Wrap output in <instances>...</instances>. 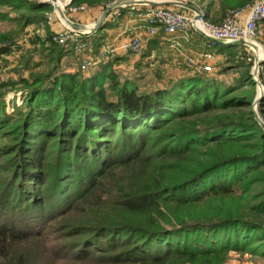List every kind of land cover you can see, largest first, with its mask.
Returning <instances> with one entry per match:
<instances>
[{"label": "trees", "instance_id": "1", "mask_svg": "<svg viewBox=\"0 0 264 264\" xmlns=\"http://www.w3.org/2000/svg\"><path fill=\"white\" fill-rule=\"evenodd\" d=\"M221 3L225 16L234 9L232 0ZM4 7L25 12L18 32L0 33V61L51 6L0 0V20L11 19ZM33 42L51 68L0 81L4 264L70 257L79 264H224L230 251L264 257V126L254 108L238 110L252 106L254 94L229 96L233 86L187 71L143 85L144 74L114 69L117 58L86 76L62 67L71 46L49 36ZM239 46L214 42L211 50L230 61ZM249 64L240 82L256 87ZM260 78L264 86V64ZM7 87L23 93V109L14 101L9 113ZM259 105L264 118V95Z\"/></svg>", "mask_w": 264, "mask_h": 264}, {"label": "rangeland", "instance_id": "2", "mask_svg": "<svg viewBox=\"0 0 264 264\" xmlns=\"http://www.w3.org/2000/svg\"><path fill=\"white\" fill-rule=\"evenodd\" d=\"M34 1V0H33ZM107 1V0H106ZM121 0H109L104 5L94 6L91 7L87 3H84L82 5H77L80 7H85L88 10H80L77 13H71L70 11H65L66 16L71 19L72 21L78 22L80 19L82 22H79L81 24L86 25V27H92L90 25L95 24L104 13L106 7L110 4H113L115 2H119ZM189 3H192L197 6L198 3L202 4L201 0H187ZM41 3V2H40ZM49 9L44 11V21L40 23H31L27 25L18 35L15 37V45L11 47V51L7 54H4L3 57H1L3 60L0 61V64L2 65V68L0 70V81H6L9 79L18 80L21 75L26 76L30 71H42V70H48L51 68L50 64L47 62L48 58L45 54V51L41 47L40 44L34 43L33 41L37 37H41L42 40L47 39L49 36V39L53 42V37L56 34V32H59L60 30L66 29V26H68L65 22V20L60 16V13L58 10H56L52 5H50ZM6 11H10V17L11 19L6 20H0V33H8V32H18L20 27V22L16 20L19 15H21L24 10L21 11H15L11 8L4 7L3 8ZM116 9L112 10L109 14V16L112 14L114 15V11ZM28 14V13H27ZM120 16V15H117ZM209 20V18H207ZM210 21V20H209ZM212 22V21H211ZM21 30V29H20ZM50 34V35H49ZM94 32H91L90 37L87 38V34H85L84 38L86 42H89L88 46L85 47V50L82 52L84 54H92V48L94 50V45L98 47L99 50L101 43L96 42L93 37ZM200 34H198L197 31L194 29L189 30L185 34H181L177 40H179L182 44L185 43V45L180 46V51H177L176 53V59L175 62H178V64L175 67H165L163 57H156L155 61H153L152 65H143L141 67L138 66L139 62L137 60H134V57L129 59L127 62H116L114 64V69L121 74L123 77H134L138 74H144V77L141 79V82L143 85H150L152 87H156L159 85L165 84L167 82L168 78L171 77H179L183 74H190V75H209L212 77H216L219 81H221L225 86H233L234 90L230 93L229 96H243V95H252L254 94L257 98L259 94V87L258 82H256V87L252 84L247 85H241L240 82V75L250 66L249 63H252L251 73L254 72L255 68V57L250 49V47H244L237 51L236 55L232 56L230 61L226 59L224 56L223 60L217 62V53L213 52L211 50L212 47H207L203 45L201 47V41L199 40ZM100 41V39H99ZM99 43V45H98ZM195 43V44H194ZM51 44V43H48ZM58 44V43H57ZM145 47L143 48L141 54H135V56H141L146 51L147 41H145ZM192 44V45H191ZM60 46H64L61 44H58ZM72 47L73 50L68 51L69 58H66V56L63 58L61 64L62 67H68V62H73L75 65L70 66V68H74L75 71H82L83 74H86V76L90 75L99 65H101L106 59V57L112 56L114 59L117 58V56H120L116 51V45L110 44V45H104L106 49V57L101 60V62L97 63L96 65L87 67L86 69L83 68L80 60V54L75 52V45L74 43L70 42L68 44ZM264 44H262L261 38H258V50L257 55L261 57V52ZM67 46V45H65ZM91 48V50H87ZM210 50V52L213 54V58L208 60V63H211L213 66L212 71L209 72H194L193 67L186 66V61L188 62L189 59H202V56ZM96 52V51H94ZM132 53V52H129ZM97 54V53H96ZM95 54V55H96ZM263 54V52H262ZM162 56H165L164 54H161ZM174 55L170 54L168 56L169 63L172 64L174 61ZM28 59V62H26V59ZM144 58V55L141 57ZM140 58V59H141ZM263 58V57H261ZM70 60V61H69ZM151 60V59H150ZM158 61V62H157ZM160 61V62H159ZM40 65H38V64ZM186 67V68H185ZM258 68V72L263 69V65ZM69 69V68H67ZM140 69V70H139ZM183 70V72L179 73V70ZM187 69V70H186ZM224 69V70H223ZM223 70V71H222ZM188 73H187V72ZM222 71V72H219ZM141 72V73H140ZM241 73V74H240ZM157 74H160V76L163 77L164 80H159L157 77ZM253 76V74H252ZM258 81L261 82L260 73L256 74ZM262 83V82H261ZM4 91H6L7 96V108L9 113H13L15 108L13 103L14 101L17 104V110L23 109L24 104V95L21 91H16L14 89H11L9 87L5 88ZM251 108H254L255 115L259 113V115L263 118L262 112H260V105L255 103L250 107H242L238 110L248 113ZM257 117V116H256ZM264 119V118H263ZM230 202V199H228ZM74 217H69L70 220H73L76 218V215H73ZM77 219V218H76ZM62 220V219H61ZM70 241L76 240L75 237H71L68 239ZM24 248H22V245H17V251L16 253L19 254L23 252ZM15 253V254H16ZM5 261H2L0 259V264H4ZM38 262V261H37ZM59 264H79L74 263L76 262L71 257L68 260L65 261H57ZM80 264H88L86 261L84 263ZM191 264V263H189ZM224 264H264V257L260 255H252L248 252H238V251H230L227 261Z\"/></svg>", "mask_w": 264, "mask_h": 264}, {"label": "built area", "instance_id": "3", "mask_svg": "<svg viewBox=\"0 0 264 264\" xmlns=\"http://www.w3.org/2000/svg\"><path fill=\"white\" fill-rule=\"evenodd\" d=\"M54 4H58L64 8V11H70L71 13H77L80 10L87 11L85 7H80L72 4L73 0H46ZM140 3L124 4L113 12L115 16L121 15V10L123 8H128L131 15H137V17L142 18L145 21L143 26V31L149 37H155L160 32H164L167 35H181L185 34L191 29H194L198 33L200 31L204 32L207 36L220 40V41H236L241 39H246L255 42L258 45V38L260 35V27L264 23V0H258L253 5H251L247 10V16L242 19V13L244 9H232L225 18L220 23H213L209 21L206 14L201 10L200 14L193 12L187 8L183 10L174 9L170 6L157 4L150 5L147 1L164 2V1H183L187 0H133ZM40 2V1H39ZM54 7V6H53ZM181 7V6H180ZM56 9V8H55ZM57 10V9H56ZM87 34L91 32H79L71 28L69 25L66 29L56 32L53 37V41L61 44L67 45L72 42L75 45V52L81 53L80 60L83 68H87L97 63L101 62L103 55H92L82 53L85 47L88 46L89 42L83 39ZM83 37V38H82ZM208 44L211 47L214 41ZM144 36L141 32H137L126 39H124L120 44V50L123 52H132L135 54H141L143 48L145 47ZM246 47H250L245 45ZM264 47V45H263ZM251 51L255 57L257 56V51L251 48ZM91 48L89 47V49ZM263 54L261 57L264 58V49L262 48ZM260 57V58H261ZM213 58V54L208 50L202 59H189L186 61V66L193 67L194 72H209L212 71L213 66L208 63V60ZM256 67V61L254 64ZM192 69V68H191ZM261 73L259 71L257 74ZM255 80L258 78L253 74Z\"/></svg>", "mask_w": 264, "mask_h": 264}, {"label": "crops", "instance_id": "4", "mask_svg": "<svg viewBox=\"0 0 264 264\" xmlns=\"http://www.w3.org/2000/svg\"><path fill=\"white\" fill-rule=\"evenodd\" d=\"M29 1H33V0H29ZM201 1H202V4L198 3L197 6L200 8V10H203L205 12L207 17H209L210 21H212L213 23H220L224 19L225 14L220 12L222 0H201ZM232 1L234 2L232 8L244 9V12L242 13V19H245L247 16L248 8L251 5H253L255 2H257L258 0H253V1L232 0ZM167 6H170L174 9H180V10L184 9L180 6H175V5H167ZM78 20H79L78 22H82L80 19H78ZM104 24H107L106 27L99 28L93 34L95 41L100 42L101 46H100L99 50L97 49L98 47H96V45H94V50L92 48V51H93L92 53H94V56L96 53H97L96 55H99V54L103 55L102 60L107 55L106 53H104V52H106L104 45H110L113 43V45L117 46L116 47L117 53H120V54H118L120 56H117L118 62H127V61H129V59L134 57V60L136 59L137 62L140 61L139 63H142L143 65H146V64L152 65V63H153V61H155L156 57H163L165 67H169V66L175 67L178 64V62H175V59L177 58L175 55H176L177 51H180V46H183L186 43V42H184V44H182L179 40H177L180 35H167L164 32H160L157 36L152 37V38L147 36L142 29L144 24H145V21L142 18L137 17L136 14L132 16L131 13L129 12L128 8H123L121 10L120 16H112V14H111L110 16H108V18ZM93 25L94 24H92L90 26H93ZM137 32H141L142 35L144 36V40L147 41L146 51L143 54L144 58H141L143 55L135 56L133 53L123 52L122 50H120V47H119L121 42L124 39H126L127 37H129V36H131ZM198 34H200V37H201L199 39L201 41V43H200L201 47H203V45H204V47L205 46L208 47V40L209 39L206 38L205 36H203L201 33H198ZM88 37H90V36H88ZM259 38H261L262 44H264V23L260 27ZM99 39H100V41H99ZM238 45H241V44H238ZM241 46H243V48L244 47L246 48L245 45H241ZM237 49L240 50L242 48H240V46H239ZM94 51H96V52H94ZM161 54H164L165 56H162ZM170 54L174 55V57H173L174 61L172 64L169 63L168 56ZM217 54H218L217 55V62L218 63H219V61L225 59V58H223L225 55L219 54V53H217ZM66 58H69V56L67 55ZM105 59L106 60L104 62L112 60L114 58L112 56L109 57V55H108V57H106ZM68 63H69V64H67L68 67L66 66L65 68L66 69L69 68V69H67L69 71H74L75 67L70 68V66H73L75 64L71 61ZM181 72H183V70H179V73H181Z\"/></svg>", "mask_w": 264, "mask_h": 264}, {"label": "water", "instance_id": "5", "mask_svg": "<svg viewBox=\"0 0 264 264\" xmlns=\"http://www.w3.org/2000/svg\"><path fill=\"white\" fill-rule=\"evenodd\" d=\"M41 3L44 4H48V5H52V3L50 1H46V0H39ZM133 3H140L137 1H133V0H121L119 2H115L113 4H110L106 7L104 13L102 14V16L99 18V20L95 23V26L89 30L86 29V25L81 24L79 22H75L72 21L71 19H69L66 16V13L64 11V8L61 7L58 4H54V8H56L58 10V12L60 13V16L65 20L66 24L69 25L71 28H73L76 31L79 32H95L97 31L107 20L110 12L124 4H133ZM148 4L150 5H157V4H163V5H175V6H181L184 8H187L189 10H192L193 12H196L198 14H200L201 10L198 6L189 3V2H183V1H164V2H155V1H147ZM200 33L205 36L206 38H208L209 40H212L216 43H220V44H241V45H247L250 46L251 48H253L254 50H258V45L250 40H246V39H241V40H236V41H230V42H226V41H220V40H216L213 39L209 36H207L204 32L200 31ZM264 64V58H260V56H256V68L254 70V72H252V74H257L258 73V68ZM258 82V87H259V94L256 98V104H259L260 101L263 98L264 95V86L260 81ZM258 121L264 126V119L259 115V113L256 114Z\"/></svg>", "mask_w": 264, "mask_h": 264}, {"label": "bare ground", "instance_id": "6", "mask_svg": "<svg viewBox=\"0 0 264 264\" xmlns=\"http://www.w3.org/2000/svg\"><path fill=\"white\" fill-rule=\"evenodd\" d=\"M94 26H95V24L92 27H86V29L89 30V29L93 28ZM260 54L262 55V52Z\"/></svg>", "mask_w": 264, "mask_h": 264}]
</instances>
